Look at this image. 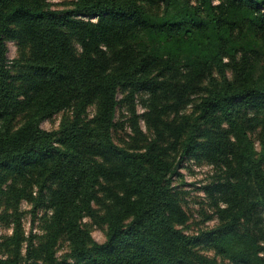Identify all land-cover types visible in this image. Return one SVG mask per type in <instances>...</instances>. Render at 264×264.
<instances>
[{
	"label": "trees",
	"instance_id": "1",
	"mask_svg": "<svg viewBox=\"0 0 264 264\" xmlns=\"http://www.w3.org/2000/svg\"><path fill=\"white\" fill-rule=\"evenodd\" d=\"M189 159L214 167L196 232ZM0 207V264H264V0H0Z\"/></svg>",
	"mask_w": 264,
	"mask_h": 264
},
{
	"label": "rangeland",
	"instance_id": "2",
	"mask_svg": "<svg viewBox=\"0 0 264 264\" xmlns=\"http://www.w3.org/2000/svg\"><path fill=\"white\" fill-rule=\"evenodd\" d=\"M53 7H65L66 3L69 0H47ZM7 57L9 61H12L18 55V46L15 40L7 39ZM118 98H122V93L118 94ZM136 112L142 113L144 108L140 101L139 96L135 101ZM117 119L126 121L127 117H129L128 111L126 109V105L121 102L117 109ZM61 113L55 114L51 118L45 119L41 126L44 129H52L56 128L59 124ZM139 124L144 129V122L140 118ZM126 131H130L127 123H125ZM180 175L173 179V184L176 186L175 190L180 192V197L182 199L183 208L188 213V219L184 225V229L187 232H196L199 228L210 227L216 222V218H205L207 214H211L212 209L209 208L208 202L206 199V194L202 188V186L207 183L212 174L214 173V167L208 163L195 162L193 159L185 160L183 162V166L179 168ZM19 209L21 211V222L23 229L26 234L29 233L32 228L34 231L40 230V219L39 217L43 215L45 210L41 207L35 209L32 208L31 202L23 199L19 203ZM3 207H0V212L3 211ZM33 213L35 215H33ZM84 221H89L88 218H84ZM12 230V224L4 223L0 221V234L7 235L10 234ZM92 236L95 240L101 242L104 240V231L96 225L91 227ZM66 243H62L59 247L58 254L60 255L65 251ZM208 255H214L213 252L207 251ZM218 261L220 262V257L216 256Z\"/></svg>",
	"mask_w": 264,
	"mask_h": 264
}]
</instances>
